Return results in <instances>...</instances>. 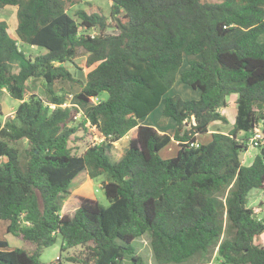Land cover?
Returning a JSON list of instances; mask_svg holds the SVG:
<instances>
[{"label": "trees", "instance_id": "16d2710c", "mask_svg": "<svg viewBox=\"0 0 264 264\" xmlns=\"http://www.w3.org/2000/svg\"><path fill=\"white\" fill-rule=\"evenodd\" d=\"M72 3L0 0V8L17 9L14 35L0 19V91L21 101L13 117H0V221L31 245L9 248L0 239V264H43L42 250L59 237L62 250L83 248L72 263L122 264L129 256L147 264L135 254L145 233L157 264L207 263L215 251L221 264H264V218L247 204L252 189L264 188V145L247 165L248 138L239 137L264 122V0H112L109 16L90 2L77 17ZM25 44L46 51L27 54ZM81 48L94 66L86 81L66 66ZM188 57L180 77L199 99L169 95ZM31 80H42L45 98L31 92ZM61 81L79 84L76 97L91 104L79 126V110L55 90ZM232 94L233 128L198 142L212 123L229 121L221 109ZM162 103L173 135L140 123ZM88 123L102 141L75 153L72 137ZM128 134L113 162L110 148ZM173 140L176 156L162 158ZM83 171L103 178L111 203L80 197L74 213H62Z\"/></svg>", "mask_w": 264, "mask_h": 264}, {"label": "rangeland", "instance_id": "374dc122", "mask_svg": "<svg viewBox=\"0 0 264 264\" xmlns=\"http://www.w3.org/2000/svg\"><path fill=\"white\" fill-rule=\"evenodd\" d=\"M72 1L73 3L68 6L69 9L68 11L71 15L75 17H77L76 11L80 8L83 9L89 8L90 2L100 5L103 8L106 15L109 16L111 13L112 0H72ZM16 10L17 9L14 6L0 8V19H5L8 21L10 25V31L13 35L15 34L14 30L16 28V23H17ZM114 30H115L114 28H111L110 32H113ZM260 40L264 42V33L260 36ZM22 49L27 54H32L34 56L46 51V49L43 47L29 45V44L23 45ZM87 57H88V53L81 48L74 63L66 64V66L74 73L75 78L81 79L83 81H86L87 73L94 68V66L89 67L87 65ZM199 57L200 56H196V58ZM189 59H190L189 57L185 59L184 64L178 73L177 80L173 88L169 92V95H173V96L180 95L182 98L186 100L199 99L201 97V91L199 89H194L188 84L184 83L180 77L182 71L190 67L188 61ZM30 85L32 87L31 92L37 93L41 97L44 98L46 97L42 80H31ZM55 90L60 93L66 94L67 102L65 105L74 106L79 110L78 117L73 123V125L79 126V123L83 119L87 107L91 105L89 103L81 102L76 97V94L81 90V86L79 84L72 86L71 84H68L65 81H61L55 85ZM99 100L100 98L98 97L92 99L93 103L98 102ZM227 100L229 101L232 100V97L228 96ZM20 102H21L20 100L11 97L6 88L0 91V117L4 122L8 118L14 116ZM233 108H235V103L232 101L230 102V104L226 109L225 107H223L221 109L222 113L225 116H227L229 121L228 122L216 121L215 123H213L211 128L222 130L225 132L230 131L233 128L234 125L233 120L237 111V110L235 111ZM163 109H164V104L162 103L157 108V110H155V112H153L150 116L141 119L140 123L153 125L156 127L163 126L164 124ZM169 120L174 122L172 118ZM89 125H90L89 123L88 125H86L87 130H85L83 127H80V129L72 137L73 141L70 142V146L72 147L73 152L82 154L92 143L95 142L99 143L102 141L101 136L96 131V129L93 126L89 127ZM167 129L174 133V129H172L171 126H168ZM250 135L251 134L248 132H242L241 134H239V137L240 138L247 137L249 143ZM210 138H211V133L208 134V136L206 137L205 135L202 136L201 140L205 142L206 139L208 140ZM128 144H129V138L128 137L126 138V136L114 143V145L110 148L109 151L111 160L113 162H117L121 159L126 148L128 147ZM15 145H17L21 150H23L27 146V141L21 140ZM177 152H178V143L173 140L165 149L161 151L160 155L162 158L167 159L176 156ZM258 153H260L259 146L255 147L249 145L248 150L243 154L244 164L247 165L251 164L256 154ZM102 182H103L102 177L90 179V176L87 171L81 172L78 176L77 181L73 183L71 186V194L65 201L62 213L75 212V209H77L80 202L79 195H81V197L94 198L98 200L101 204L108 206L111 203V199L105 194L104 189L102 187ZM73 190L75 191L73 192ZM247 198H248V202H247L248 206L254 208L257 212L256 214L260 218H264V188L252 189L249 192ZM6 226H7L6 220H1L0 239H6L9 242V248H14V247L31 248L30 243L26 242L21 236H16L13 233H7ZM151 239L152 236L150 233H145L144 235L138 237L135 241V254L137 256H140L143 259V261L147 264H157L154 250L151 244ZM262 239L264 241V232L261 235V240ZM62 244H63V240L59 237L54 245L46 247L42 250L40 259L43 262V264H59V261L63 264H77L68 261V258L70 256H78L82 252L83 248L77 247V248L62 250ZM216 255H217V251H215L214 254L210 255L209 262L201 263V264H221V259ZM131 262H132L131 257L128 256L125 259H123L122 264H131Z\"/></svg>", "mask_w": 264, "mask_h": 264}, {"label": "crops", "instance_id": "0c3cea01", "mask_svg": "<svg viewBox=\"0 0 264 264\" xmlns=\"http://www.w3.org/2000/svg\"><path fill=\"white\" fill-rule=\"evenodd\" d=\"M231 97H232V100H230V101L228 100V105L230 104L231 101L234 102V103H235V108H233V109L236 111V110H237V107H236V102H235V101L237 100V94H232ZM228 105L225 107V109L228 107ZM221 111H222V110H221ZM151 114H152V113H151ZM151 114H150V115H151ZM236 114H237V111H236ZM236 114H235L234 120H235V118H236ZM150 115H149V116H150ZM147 117H148V116H147ZM234 120H233V123H234ZM214 123H215V122H214ZM165 124H166V125H165ZM165 124H164L165 126L163 125V126H161V127H156V126H155V127L158 128V129H159L160 131H162V132H167V133L173 135L174 133L171 132V131H169V130L167 129V127H168V126H171V128L174 129V122L168 119L167 122H166ZM146 125H147V124H146ZM212 125H213V123L210 125V128H209L210 131H209L208 134H210L211 132H214V131H222V130H218V129H214V128L212 129V128H211ZM222 132H225V131H222ZM227 132H229V131H227ZM241 133H242V132H240V134H241ZM208 134H206L205 137L208 136ZM129 136H130V134L126 135V138H127V137L130 138ZM202 136H204V135H199V136H198V142L206 143V142H208V141L211 140V138H210V139H208V140L206 139V141L203 142V141L201 140V137H202ZM124 137H125V136H124ZM124 137H123V138H124ZM78 176H79V175H78ZM78 176H77V178L74 180V183L77 181ZM98 178H99V177H98ZM90 179H92V178H90ZM74 191H75V190H73V192H74ZM79 197H81V195H79Z\"/></svg>", "mask_w": 264, "mask_h": 264}, {"label": "built area", "instance_id": "2783aa9c", "mask_svg": "<svg viewBox=\"0 0 264 264\" xmlns=\"http://www.w3.org/2000/svg\"><path fill=\"white\" fill-rule=\"evenodd\" d=\"M249 145L263 146L264 145V122L259 123L255 129L250 132Z\"/></svg>", "mask_w": 264, "mask_h": 264}]
</instances>
